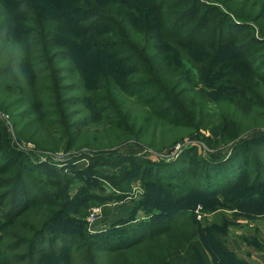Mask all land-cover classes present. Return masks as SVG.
Listing matches in <instances>:
<instances>
[{"label":"trees","instance_id":"16d2710c","mask_svg":"<svg viewBox=\"0 0 264 264\" xmlns=\"http://www.w3.org/2000/svg\"><path fill=\"white\" fill-rule=\"evenodd\" d=\"M2 1L3 27L8 28V37L21 51L7 55L0 75L7 81L3 90L24 95L23 104H28L29 110L34 104L28 90L40 74L38 80L48 84L51 102L47 106H52L57 116L58 127L53 132L57 146L67 135L65 148H73L76 141L70 134L80 126L70 120L64 92L81 88V102L96 111L104 125L120 130L125 140H145L147 124H151L152 140L146 144L152 147L168 149L192 135L218 147L235 141L228 158L208 163L198 159L205 169L194 184L187 182L185 193L232 189L247 173L251 151L257 148L264 153V136L248 137L250 132L264 133V38L253 35L238 45L234 35L241 25L237 19L256 22L264 35V0H241L238 5L227 0ZM120 45L130 48L129 55L115 60L111 51ZM15 65L18 77L13 72ZM69 76L73 80L70 89L65 85ZM144 89L149 90L143 94ZM119 95L136 98L132 106L144 116L140 123L131 108H124ZM158 128L169 133L159 145L155 142ZM0 153L2 167L14 170L13 180H0L10 186L5 197L10 198L9 217H19L30 208L28 192H37L35 178L25 171L24 156L7 139H0ZM92 160L116 162L102 153ZM153 168L154 173L143 176L153 180L155 187L185 176L183 168L170 164L153 163ZM46 182H51L48 177ZM257 182H251L244 194L234 198L253 202L257 195L251 190ZM150 184L148 187L153 186ZM56 218L49 217L34 229L29 239L32 249L26 255L29 264H36L41 257L37 253L41 250L40 237L52 228ZM177 218L161 215L135 219L130 229L119 235L126 238V245L114 249L118 251L110 263L253 264L224 249L194 213L189 223L178 227ZM46 254L56 253L47 250ZM22 259L0 254V264H18Z\"/></svg>","mask_w":264,"mask_h":264},{"label":"rangeland","instance_id":"374dc122","mask_svg":"<svg viewBox=\"0 0 264 264\" xmlns=\"http://www.w3.org/2000/svg\"><path fill=\"white\" fill-rule=\"evenodd\" d=\"M227 1L238 5L241 0ZM2 4L0 0V10ZM242 21L237 19L241 25L234 34L236 44L245 43L253 35L264 38L256 22ZM106 25L102 24V27ZM3 26L0 18V75L7 55L21 52L20 47L14 46L8 37V28ZM122 45L111 51L115 60L129 55L130 48ZM13 72L20 75L16 65ZM36 75L35 86L28 90L34 104L29 110L28 104H23L24 95L3 90L7 81L0 76V139H7L22 153L25 171L35 178L37 190L36 193L29 191L27 194L32 199L27 212L15 217L18 220L9 217L10 198L5 197L10 186L1 181L13 180L14 170L2 167L3 156L0 153V254L22 256L23 262L18 264H29L26 255L32 249L29 239L34 229L49 217H57L52 228L40 237L41 250L37 253H41V257L37 258L36 264H111V256L118 251L114 249L126 245V238L119 235L128 231L135 219L169 215L178 217L179 221L175 224L178 227L189 223V217L194 213L203 229L209 233L213 231L224 249H234L231 251L253 264H264V172L262 178L257 180L264 170V153L261 150L254 148L251 151L248 171L232 189L211 194L190 190L185 193L187 182L194 184L195 178L198 180L205 169L200 163L228 158L235 141L218 147L192 135L168 149L152 147L146 144V141L152 140L151 124H147L145 140H125L120 130L104 125L98 120L96 111L86 102H81L79 96L83 90L77 88L64 92L72 115L70 120L80 126L75 132L78 134H70V137H76V141L73 148H65L63 145L67 143V135L62 145L57 146L58 138L53 134L58 127L57 116L54 108L47 106L51 102L48 84L38 80L39 73ZM69 81H65L68 89L72 88L71 76ZM22 83L26 84V81L23 79ZM149 89L141 92L144 94ZM119 97L124 108H131L140 123L144 116L132 106L135 104L132 100L136 98ZM162 131L160 128L156 130L157 145L169 135L168 131ZM253 133L250 132L248 137L264 136V133ZM99 153L116 162L92 160ZM153 163L183 168L185 176L180 180L162 181L164 186L156 188L153 180L143 176L155 172ZM47 177L51 181L48 184L45 183ZM255 181L258 182L251 193L257 196L253 202L245 203L243 201L246 200L241 201V197L234 198L244 194V190ZM148 183L153 186L148 187ZM182 192L185 194L177 196ZM94 209L99 210L92 221ZM213 225H217V228H212ZM47 250L56 254L49 256Z\"/></svg>","mask_w":264,"mask_h":264},{"label":"built area","instance_id":"2783aa9c","mask_svg":"<svg viewBox=\"0 0 264 264\" xmlns=\"http://www.w3.org/2000/svg\"><path fill=\"white\" fill-rule=\"evenodd\" d=\"M98 210H99V209H94V211L91 213V220H92V221L96 218V212H97Z\"/></svg>","mask_w":264,"mask_h":264},{"label":"clouds","instance_id":"9594fccd","mask_svg":"<svg viewBox=\"0 0 264 264\" xmlns=\"http://www.w3.org/2000/svg\"><path fill=\"white\" fill-rule=\"evenodd\" d=\"M10 43H11V42H10ZM7 62H8V61L6 60V61H5V64H6Z\"/></svg>","mask_w":264,"mask_h":264},{"label":"crops","instance_id":"0c3cea01","mask_svg":"<svg viewBox=\"0 0 264 264\" xmlns=\"http://www.w3.org/2000/svg\"><path fill=\"white\" fill-rule=\"evenodd\" d=\"M230 250H234V249H230Z\"/></svg>","mask_w":264,"mask_h":264}]
</instances>
